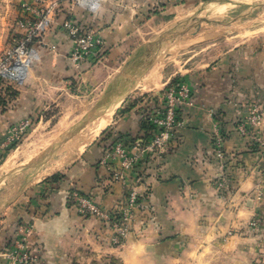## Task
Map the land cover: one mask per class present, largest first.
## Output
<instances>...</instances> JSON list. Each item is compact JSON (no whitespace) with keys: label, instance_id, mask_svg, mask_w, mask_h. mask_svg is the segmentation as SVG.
<instances>
[{"label":"crops","instance_id":"0c3cea01","mask_svg":"<svg viewBox=\"0 0 264 264\" xmlns=\"http://www.w3.org/2000/svg\"><path fill=\"white\" fill-rule=\"evenodd\" d=\"M54 1L57 17L34 40L23 82L0 87V163L9 154L3 142L10 125L42 120L44 110L66 105L79 91L97 97L95 107L109 96L91 122L112 114L99 118L105 123L98 136L70 164L50 170L49 158H43L0 173V264H10L1 253L24 224L33 225L28 246L37 264H106L108 258L122 264H264V117L259 142L237 130L253 104L264 110V33L223 45L202 67L178 71L179 81L192 91L182 107L178 138L160 158L116 181L101 162L107 146L119 138L131 146L150 137L149 117L163 106L171 79L158 90L144 91L149 58L158 54L159 44L173 42L199 20L188 17L169 27L171 21L204 4L223 7V1L236 0H101L95 15L69 0ZM20 7V0H0V54L22 37ZM69 18L95 26L105 41L99 60L85 62L80 72L69 58L73 40L63 28ZM134 75H139L135 84ZM218 129L225 134L229 169L213 155ZM24 170L28 173L17 178ZM133 190L142 204L121 243L115 229L83 215L73 198L78 191L110 210Z\"/></svg>","mask_w":264,"mask_h":264},{"label":"built area","instance_id":"2783aa9c","mask_svg":"<svg viewBox=\"0 0 264 264\" xmlns=\"http://www.w3.org/2000/svg\"><path fill=\"white\" fill-rule=\"evenodd\" d=\"M50 1L52 0H20L21 15L18 26L23 30V34L13 46L0 54V87L23 82V67L26 59L36 51L34 40L41 37L57 17L56 6L59 2L53 0L49 3ZM69 1L92 15L98 12L101 2V0ZM63 28L73 40L69 58L78 72L85 62L99 60L104 51L105 41L95 26L82 24L76 18H69L64 21ZM191 94L192 91L185 82L170 83L162 93L163 106H156L149 117L153 124L150 137L140 142L136 141L131 146H128L124 139L119 138L107 146L101 162L108 166L112 179L116 181L123 179L125 171L137 170L139 165L149 164L168 150L178 138L179 131L184 125L181 111L183 105L190 100ZM263 117L262 106L253 104L248 116L238 121V132L250 141L259 142ZM31 126L32 121L27 118L10 125L3 145L7 147L19 142ZM129 147L132 152L129 151ZM213 148V155L220 166L229 169L230 155L225 149V134L219 129L213 135ZM114 160H118L119 165L114 164ZM73 198L83 215L96 216L117 231L115 237L117 243H121L131 231L135 211L142 204L140 195L135 190L110 210L98 207L89 196L82 195L78 191L73 193ZM251 225L257 227V220L252 221ZM32 229V224L21 225L11 246L1 253L10 264H37V257L28 246V237Z\"/></svg>","mask_w":264,"mask_h":264},{"label":"rangeland","instance_id":"374dc122","mask_svg":"<svg viewBox=\"0 0 264 264\" xmlns=\"http://www.w3.org/2000/svg\"><path fill=\"white\" fill-rule=\"evenodd\" d=\"M251 1H223L221 9L218 8L220 6L209 7V5L204 4L199 9L180 12L171 21L169 27L178 21L193 16L192 22L199 20L197 22L198 25L173 42L164 43L163 45L159 44L157 48L158 54L155 55L153 53L152 57L149 58V64L152 63V69L147 74V81L143 83L144 91H155L162 88L163 83L170 76L169 84L172 81L177 83L180 80L178 77L181 76L178 75V71L179 73H186L187 70L202 67L211 58L218 55L219 48L223 47V45L228 47L250 36L264 33V0ZM240 2L246 3L240 5ZM215 9L217 10L216 12L214 11ZM222 12L223 14H221ZM204 20H211V22ZM152 45H154V48L156 47L155 42ZM162 69H165L164 73ZM175 72L177 73L173 76L172 73ZM172 77H175V80ZM138 79L139 75H134L132 83L135 84ZM7 94L10 95V92ZM96 102L97 97H93L90 91H79L77 96H69L66 105L48 107L43 112L44 119L32 122L33 127L31 126L30 131L28 130V134L26 133L19 142L7 146L9 154L0 163V166L13 152H17L19 158L11 167L0 171V173L15 171L19 167L41 161L43 158H49L47 164L51 162V166L59 167L60 163L64 162L62 152L55 156L60 146L63 147L66 143L69 147L81 140L85 141V146L88 147L92 140L98 136L102 124L105 123L103 119H97L92 123L91 121L82 122L95 107ZM83 135L84 137L82 138ZM32 157H34V160L31 159ZM58 160L62 161L58 163ZM72 161L68 162V164ZM63 169L64 167L48 173L58 172ZM26 173H28V170L18 173L16 177L21 178ZM106 264L122 263L118 259L108 258Z\"/></svg>","mask_w":264,"mask_h":264},{"label":"bare ground","instance_id":"6f19581e","mask_svg":"<svg viewBox=\"0 0 264 264\" xmlns=\"http://www.w3.org/2000/svg\"><path fill=\"white\" fill-rule=\"evenodd\" d=\"M219 9H221V7H218ZM217 9V8H216ZM214 10L215 12L217 11V10ZM223 10V9H222ZM219 11V10H218ZM221 11V10H220ZM224 11H226L225 9H224ZM213 12V11H212ZM221 14H223V12L221 13ZM224 14H226V13H224ZM112 114V112L111 111H108L106 114H104L103 116H101V117H103L104 119H108L109 118V116ZM101 117H99V118H101ZM99 118H97V119H99ZM97 119H95V120H97ZM94 120V121H95ZM94 121H92V122H94ZM91 122V123H92ZM84 137V135L82 136V138ZM93 141V140H92ZM86 142L85 141H78L77 143L75 142L74 144H72L71 146H67L66 145V143L63 145V147H61L60 148V150H58L56 153H55V156L56 155H58L62 150H64L65 148H67L66 150H65V152L63 153V160L64 161H67V160H71V159H74V158H76L78 155H80L81 154V152L85 149V144ZM36 156V155H35ZM34 156V157H35ZM34 157H32L31 159L32 160H34ZM19 157H18V153L17 152H13L9 157H8V159L4 162V164L2 165V168H1V170L3 171V170H5V169H8L9 167H11L15 162H16V160L18 159ZM30 160V159H29ZM62 160H58L57 162L59 163V162H61ZM55 168H57V166H49V168L48 169H55ZM49 171V170H48ZM47 171V172H48Z\"/></svg>","mask_w":264,"mask_h":264},{"label":"water","instance_id":"95a60500","mask_svg":"<svg viewBox=\"0 0 264 264\" xmlns=\"http://www.w3.org/2000/svg\"><path fill=\"white\" fill-rule=\"evenodd\" d=\"M109 96L105 97L103 99V101L101 102V104L97 105L96 107H94L89 113L88 115L82 120V122H88L91 121V119H93L95 116H97L98 114H100L101 110L104 108V106H106V102L108 101Z\"/></svg>","mask_w":264,"mask_h":264},{"label":"trees","instance_id":"16d2710c","mask_svg":"<svg viewBox=\"0 0 264 264\" xmlns=\"http://www.w3.org/2000/svg\"><path fill=\"white\" fill-rule=\"evenodd\" d=\"M113 259H115V260H116V258H113Z\"/></svg>","mask_w":264,"mask_h":264}]
</instances>
